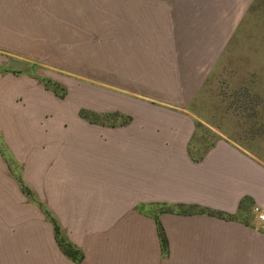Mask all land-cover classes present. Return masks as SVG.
Returning a JSON list of instances; mask_svg holds the SVG:
<instances>
[{
  "label": "rangeland",
  "instance_id": "1",
  "mask_svg": "<svg viewBox=\"0 0 264 264\" xmlns=\"http://www.w3.org/2000/svg\"><path fill=\"white\" fill-rule=\"evenodd\" d=\"M0 55L4 63L31 65V76L62 101L65 130L77 125L80 137L88 122L131 120L117 111L119 91L105 83L107 65L110 71L153 56L161 65L186 66L188 77L203 65L187 108L264 155V0H0ZM108 92L110 113L89 109L93 93L96 111L104 109ZM131 104L170 108L143 98ZM46 119H53L49 111ZM195 133L211 136L202 128ZM5 146L0 134V254L26 255L24 264H61V252L76 264L87 252L84 264H98L94 255L121 264L116 253L125 255V264H211L193 261L177 231H170L169 247L165 231L151 229L150 205L142 215L62 220L55 197L43 196L51 188L39 182V167L29 173L33 167L13 164Z\"/></svg>",
  "mask_w": 264,
  "mask_h": 264
},
{
  "label": "crops",
  "instance_id": "2",
  "mask_svg": "<svg viewBox=\"0 0 264 264\" xmlns=\"http://www.w3.org/2000/svg\"><path fill=\"white\" fill-rule=\"evenodd\" d=\"M1 58L4 150L13 164L33 167L29 173L39 167V182L51 188L41 189L43 196L55 197L54 212L62 220L64 215L85 213L142 215L150 205L151 229L165 231L169 247L170 231L179 232L193 261L264 264L263 222L253 210L258 207L264 214V155L187 108L204 75L203 65L196 66L191 77L186 66L161 65L153 56L110 65V71L107 65L105 83L109 80L107 85L119 91L117 111L131 120L103 126L88 122L82 138L77 125L65 130L62 101L31 76L26 69L31 65ZM110 94L104 96V109L96 111L93 93L89 109L110 113ZM140 98L170 108L131 104ZM200 128L211 136L195 133ZM43 166L51 168L44 172ZM61 253V264H76ZM89 254L78 264L89 263ZM115 255L125 264V255ZM101 257L94 255L95 263L116 262L115 257ZM24 262H29L26 255L0 254V264Z\"/></svg>",
  "mask_w": 264,
  "mask_h": 264
},
{
  "label": "built area",
  "instance_id": "3",
  "mask_svg": "<svg viewBox=\"0 0 264 264\" xmlns=\"http://www.w3.org/2000/svg\"><path fill=\"white\" fill-rule=\"evenodd\" d=\"M253 210L257 213L259 220L263 222L264 227V214L259 212L258 207H254Z\"/></svg>",
  "mask_w": 264,
  "mask_h": 264
}]
</instances>
